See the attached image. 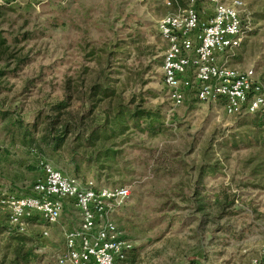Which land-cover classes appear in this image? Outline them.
I'll use <instances>...</instances> for the list:
<instances>
[{"label": "rangeland", "instance_id": "1", "mask_svg": "<svg viewBox=\"0 0 264 264\" xmlns=\"http://www.w3.org/2000/svg\"><path fill=\"white\" fill-rule=\"evenodd\" d=\"M169 1L0 0V192L30 194L43 159L80 179L128 187L111 218L132 248L116 264H264L262 116L227 115L222 103L192 93L172 106L157 22L187 5L205 19L216 0H178L176 8ZM240 1L249 32L228 64L261 75L264 0ZM120 111L144 118L127 117L123 131L105 142L111 158H97L96 144L77 141V129L64 146L42 154L13 126L18 122L38 142L50 121L51 132L64 120L91 129L106 118L111 127ZM77 222L70 207L55 224L32 220L16 229L35 256L19 264H57L64 229ZM8 228L0 204V261L16 243Z\"/></svg>", "mask_w": 264, "mask_h": 264}, {"label": "built area", "instance_id": "2", "mask_svg": "<svg viewBox=\"0 0 264 264\" xmlns=\"http://www.w3.org/2000/svg\"><path fill=\"white\" fill-rule=\"evenodd\" d=\"M18 1L9 0L11 4ZM242 7L240 0H216L205 19L187 5L158 20V32L166 43L162 82L172 106L182 105L192 93L199 101L222 103L227 115L264 116V74L228 64L232 51L249 32L240 18ZM38 165L41 175L30 186V194L0 192V204L11 228L21 231L32 219L55 224L66 202L71 201L78 222L64 229L65 249L57 255L56 263L116 264L125 260L131 241L111 217L129 196L128 187L80 179L43 159Z\"/></svg>", "mask_w": 264, "mask_h": 264}, {"label": "trees", "instance_id": "3", "mask_svg": "<svg viewBox=\"0 0 264 264\" xmlns=\"http://www.w3.org/2000/svg\"><path fill=\"white\" fill-rule=\"evenodd\" d=\"M178 0H170L169 5L172 7L176 8L178 6L177 4ZM92 89V88H91ZM63 105V101H60L58 103H55L56 107H59ZM259 114V113H258ZM257 115V114H256ZM261 115V114H259ZM2 117L4 114L1 115ZM138 116V117H137ZM262 118L261 120L257 123L259 124L258 126L264 124V116L261 115ZM129 117L131 119L137 117V118H144L143 113H140L139 115L135 112L125 114L122 113V111L118 112L117 116H113V123L114 126L108 127L107 122L108 120L105 118L103 123L101 125H97L95 127H91L88 125L86 128H82L81 125H78V127L75 125V123H71L69 120H64L61 123H58V129L54 132H51L52 130V124L54 123L53 121L49 122V127H46L44 129V133L41 135L39 138L38 142L34 141V138L32 137V134L27 128H24L21 124L18 122L13 123V126H15L16 134L19 140L25 145L32 146L35 145L34 149L35 151L38 150L40 153H44L45 149L46 150H51V152L56 151L60 147L64 146L66 144V139L68 134L71 132L78 130L77 133H75V139L79 142H83L85 146H89V144H96L98 151L99 152L97 155L102 158H111L112 155V150L109 146L105 147V142L111 137L116 134V131H123L125 128L124 122L125 119ZM124 126V127H123ZM90 130V131H88ZM79 132V135H77ZM81 138H79V137ZM14 139V136H13ZM105 147V148H104ZM88 148V147H87ZM91 153V151H89ZM41 155V154H40ZM35 220V219H32ZM32 220L29 221L32 222ZM9 231H11L8 235L9 241H11V238H15L16 240L15 244H11V242L8 243L7 245V250L3 253V259L0 261V264H19L21 262L28 261L30 259H33L35 256L33 254V249L32 247L30 248H24L23 246V238L14 235V233H19L16 231V229L13 228H8ZM1 233V229H0ZM9 256V261L6 262V258Z\"/></svg>", "mask_w": 264, "mask_h": 264}, {"label": "crops", "instance_id": "4", "mask_svg": "<svg viewBox=\"0 0 264 264\" xmlns=\"http://www.w3.org/2000/svg\"><path fill=\"white\" fill-rule=\"evenodd\" d=\"M40 175H41V171H40ZM40 175H39V176H40ZM39 176H38V177H39ZM70 207H73V204H72L71 201H67L66 204H65V206H64L63 212H64L66 209H70ZM63 212H62V214H63ZM62 214H61V215H62ZM76 214H77V213H76Z\"/></svg>", "mask_w": 264, "mask_h": 264}]
</instances>
